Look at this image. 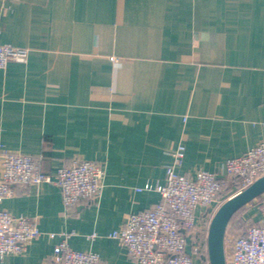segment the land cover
I'll return each instance as SVG.
<instances>
[{"label":"crops","instance_id":"0c3cea01","mask_svg":"<svg viewBox=\"0 0 264 264\" xmlns=\"http://www.w3.org/2000/svg\"><path fill=\"white\" fill-rule=\"evenodd\" d=\"M3 43L29 53L0 68V146L46 174L79 157L104 163L105 175L100 196L69 211L53 183L18 186L0 209L34 220L41 235L0 264H50L60 236L47 234L62 231L100 264H139L109 233L160 199L136 188L163 184L176 145L179 173L221 177L259 139L264 0H0ZM245 220L264 222L261 196L224 238Z\"/></svg>","mask_w":264,"mask_h":264},{"label":"built area","instance_id":"2783aa9c","mask_svg":"<svg viewBox=\"0 0 264 264\" xmlns=\"http://www.w3.org/2000/svg\"><path fill=\"white\" fill-rule=\"evenodd\" d=\"M28 53L26 47L0 44V68L12 61L26 62ZM110 59L118 62L115 56ZM261 125L257 142L243 154L227 159L221 177L203 169L193 176L179 173L177 167L185 146L178 143L172 152V163L165 168L163 184L136 188L155 189L160 199L149 208L128 214L120 228L109 236L117 239L129 258L139 264H195L194 256L209 264L206 235L212 214L225 199L264 174V122ZM104 175V163L79 157L58 166L54 175L46 174L31 155L0 146V202L18 186L47 182L58 187L63 208L69 211L82 200H96L100 196ZM260 196L264 204V193ZM71 233L47 234L49 238L60 236L50 254V264H100L97 252L69 246ZM40 235L34 220L0 209V259L23 252ZM226 240V264H264V222L245 220L241 229Z\"/></svg>","mask_w":264,"mask_h":264},{"label":"water","instance_id":"95a60500","mask_svg":"<svg viewBox=\"0 0 264 264\" xmlns=\"http://www.w3.org/2000/svg\"><path fill=\"white\" fill-rule=\"evenodd\" d=\"M264 193V174L244 189L225 199L212 214L206 235L209 264H226L224 235L229 221L248 202Z\"/></svg>","mask_w":264,"mask_h":264},{"label":"trees","instance_id":"16d2710c","mask_svg":"<svg viewBox=\"0 0 264 264\" xmlns=\"http://www.w3.org/2000/svg\"><path fill=\"white\" fill-rule=\"evenodd\" d=\"M244 206H245V205H244ZM244 206H243V207H244ZM239 210H240V209H239ZM239 210H238V211H239ZM238 211H237V212H238ZM237 212H236V213H237ZM236 213H235V214H236ZM234 216H235V215H234ZM234 216H233V217H234ZM241 226H242V223L239 224V230L241 229Z\"/></svg>","mask_w":264,"mask_h":264},{"label":"rangeland","instance_id":"374dc122","mask_svg":"<svg viewBox=\"0 0 264 264\" xmlns=\"http://www.w3.org/2000/svg\"><path fill=\"white\" fill-rule=\"evenodd\" d=\"M231 224V223H230ZM229 226V225H228ZM224 249H225V246H224Z\"/></svg>","mask_w":264,"mask_h":264}]
</instances>
